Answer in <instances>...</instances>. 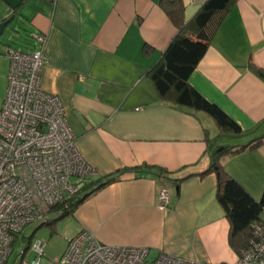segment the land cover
Instances as JSON below:
<instances>
[{"label": "crops", "instance_id": "0c3cea01", "mask_svg": "<svg viewBox=\"0 0 264 264\" xmlns=\"http://www.w3.org/2000/svg\"><path fill=\"white\" fill-rule=\"evenodd\" d=\"M159 2L0 0V21L13 17L0 37V56L21 31L35 47L31 51L42 52V89L60 98L76 146L94 169L89 180L144 165L165 170L126 173L96 190L58 223L66 244L86 230L103 244L147 247L150 258L163 253L233 263L240 249L229 241L216 174L201 173L215 148L264 134V79L250 67L264 70V0L235 2L188 79L239 124V133L222 131L204 111L159 96L148 72L176 33ZM184 3L187 20L198 3ZM11 26L19 29L16 35ZM219 163L260 199L264 145L224 155ZM162 188L168 189L166 205L159 201Z\"/></svg>", "mask_w": 264, "mask_h": 264}, {"label": "built area", "instance_id": "2783aa9c", "mask_svg": "<svg viewBox=\"0 0 264 264\" xmlns=\"http://www.w3.org/2000/svg\"><path fill=\"white\" fill-rule=\"evenodd\" d=\"M35 39L44 40L38 35ZM5 54L7 86L0 107V264H8L14 238L27 224L45 219L51 206L94 174L76 146L60 98L42 89V52L9 46ZM168 196L167 188L159 191L162 205L168 203ZM31 246L33 259L22 255L17 264H40L45 242L36 240ZM54 264H264V223L253 227L233 263L199 262L163 253L150 258L147 247L103 244L82 230L67 239Z\"/></svg>", "mask_w": 264, "mask_h": 264}, {"label": "trees", "instance_id": "16d2710c", "mask_svg": "<svg viewBox=\"0 0 264 264\" xmlns=\"http://www.w3.org/2000/svg\"><path fill=\"white\" fill-rule=\"evenodd\" d=\"M237 0H201L197 10L189 19H185L184 0H160L159 5L176 28V33L165 48L160 61L148 72L162 100L195 111H204L210 115L222 131L239 133L241 127L225 111L207 100L190 83L189 76L204 56L211 39ZM264 79V70L250 65ZM264 145V134L244 145L215 148L211 153L208 168L201 174L215 172L217 177L216 200L224 209L230 224L229 241L237 250L246 246L253 227L262 223L264 212V192L259 200H255L245 189L221 167L219 160L224 155L236 154L247 148ZM165 170L157 166H140L123 168L112 176L89 180L86 177L83 185L74 193L49 208L45 219L37 221L39 225H50L53 232L56 225L73 214L75 209L92 193L101 187L116 181L126 173L135 175L152 172L162 174ZM180 180V179H177ZM98 182V183H97ZM95 185V186H94ZM18 235V234H17ZM26 246L20 257L30 247L31 239L23 238ZM19 239L14 238L12 247ZM240 251V250H239ZM22 258V257H21Z\"/></svg>", "mask_w": 264, "mask_h": 264}, {"label": "rangeland", "instance_id": "374dc122", "mask_svg": "<svg viewBox=\"0 0 264 264\" xmlns=\"http://www.w3.org/2000/svg\"><path fill=\"white\" fill-rule=\"evenodd\" d=\"M26 38L24 32L21 31L20 37H16L12 40L11 45L22 51H31L35 47H32V42H28ZM4 56L5 57L0 56V107L5 97L7 86L8 58L6 54ZM261 218L264 219V213H262ZM17 238L19 240L13 246V252L9 257L8 264H17L20 261V255L25 251L24 248L26 246L23 238H30L31 244L36 240L45 242L44 251L40 257V264H54V261L61 255L66 245L65 234L64 231L61 230L60 224L56 225L53 232L50 225H39L37 222H32L23 228L22 232L17 235ZM34 255L35 252L31 246L26 250L24 259L32 260ZM153 255L154 253L152 252L149 257H152Z\"/></svg>", "mask_w": 264, "mask_h": 264}, {"label": "water", "instance_id": "95a60500", "mask_svg": "<svg viewBox=\"0 0 264 264\" xmlns=\"http://www.w3.org/2000/svg\"><path fill=\"white\" fill-rule=\"evenodd\" d=\"M12 20H13V17H9V18H6L0 21V37L3 36L4 30L9 26ZM10 29H11L12 35H16L19 32V29H17L14 26H11Z\"/></svg>", "mask_w": 264, "mask_h": 264}]
</instances>
